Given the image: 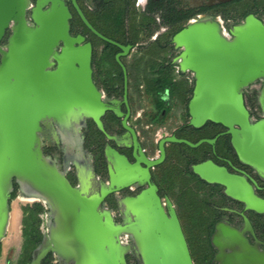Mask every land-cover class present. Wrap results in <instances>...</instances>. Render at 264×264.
Masks as SVG:
<instances>
[{
  "label": "water",
  "instance_id": "1",
  "mask_svg": "<svg viewBox=\"0 0 264 264\" xmlns=\"http://www.w3.org/2000/svg\"><path fill=\"white\" fill-rule=\"evenodd\" d=\"M29 5L30 0H0V41L9 30L0 44V238L14 179L19 194L31 199L27 202H43L46 220L52 222V227L46 225L48 238L44 233L28 264H39L48 251L64 264H126L124 255L132 247L141 264H193L174 208L167 200L164 210L156 186L149 183V173L139 162L147 168L160 163L165 142L196 146L214 139L191 143L168 136L159 142L157 160L136 157L133 164L108 150L113 168L110 184L98 183L88 155L79 149L64 154L61 164L55 156L45 155L47 133L74 147L69 141L84 117L91 116L100 125L98 115L107 107L90 78V44H80L81 35L69 34L67 6L62 0H37L28 21ZM43 6L47 7L42 10ZM79 15L91 28L80 11ZM201 16L189 19L172 37L174 47L180 49L174 63L194 77L188 124L198 127L211 121L227 127L240 160L264 177V119L252 123L243 99L244 89L261 80L257 100L264 112V22L249 14L226 35L219 19ZM37 147L52 161L57 175L39 163ZM70 166L75 168V185L66 177ZM192 170L206 182L224 186L226 194L246 209L264 212V198L254 194L242 176L210 160L192 165ZM134 182L148 186L116 201L121 220L115 222L102 201L114 186ZM128 229L133 237L125 243L127 251L120 236ZM211 240L220 250V264H264V250L223 224L216 226Z\"/></svg>",
  "mask_w": 264,
  "mask_h": 264
},
{
  "label": "flooded vegetation",
  "instance_id": "2",
  "mask_svg": "<svg viewBox=\"0 0 264 264\" xmlns=\"http://www.w3.org/2000/svg\"><path fill=\"white\" fill-rule=\"evenodd\" d=\"M37 0H30L29 8L25 12V18L31 20V12L32 8L35 7ZM63 3L67 6L70 17L68 19V31L70 36L75 37L81 35L84 39L80 44L89 43L91 46L90 51V78L92 84L96 88V90L100 91L101 98L100 100L104 101L107 109H104L99 115L98 120L100 125L96 122V120L89 116L84 117L83 123L79 125L78 132L76 135H71V139L69 141L70 144H73L74 147L70 145H66L63 141L59 140V145H54L53 148L49 151V153H44L45 155L55 156L58 162L61 164L62 156L64 154H71L76 152V149H79L85 155L89 157V164L93 170L95 177L98 180L99 184H110L111 183V173L113 172L112 165L108 161L107 151L113 150L119 155H122L126 158V160L133 164L136 160V157L143 158L146 161L152 162L157 160L160 157V148L159 142L161 139L174 135L177 137L178 133L180 137L179 139L187 140L191 143H197L202 139H214L212 143L208 142H200L196 146H190L184 143L187 147L186 150H182L177 146L176 152L180 155V157L185 158L186 162H188V167L192 170V165L204 162L206 160L212 161L214 164L218 166H222L226 168V170L238 176H242L245 181L251 186L254 194L259 197L264 198V177H261L253 167L249 164L244 163L240 160L239 155L237 154L236 149L232 144V135L228 132V128L223 125H209L206 127H202L199 129H190V126L186 127L181 123L176 128L172 129L170 132H167L166 129H159L156 131L154 136L155 138L150 141L148 138H144L140 131L137 129V126L133 123V107L131 103V88L128 85L130 82V78H128L127 67L130 65L125 61V59L132 57L135 53H140L139 55H143L144 48L149 49L151 47L150 43L147 45H143V43H133L131 44L128 41H112L105 37L102 33H100L97 29H95L91 23L89 22V17L84 13L85 9H89L93 13H98V11L102 10L106 5H109L112 8L113 2L118 0H62ZM120 1V9L122 11H128L129 6L131 5V0H119ZM135 2L136 5H141L142 9L139 10L138 16L146 15L149 19L155 20V15L162 13V7L157 8L156 4L159 0H133L132 3ZM180 1V0H178ZM108 2V3H107ZM112 2V3H111ZM236 0H190L188 6L181 5L178 10H183L185 12L192 11L195 16L207 15L214 18L221 19L228 29L242 22L243 19L249 15L247 14L240 21H229L225 22L220 13L212 12L216 7H226L235 4ZM163 5H165V10L168 12L173 6V0H163ZM180 3V2H179ZM86 4V6L84 5ZM153 5V9L149 8V5ZM109 6H107L109 8ZM47 6H43L42 10H44ZM138 10V9H137ZM79 11L86 18L88 23L91 25V28L87 27L90 31L91 35L94 37H99L102 40L109 41L113 45L116 46L117 50L114 53L115 58V66L114 69H110L108 62L105 60H95L94 56L97 53L91 41L86 39V37L78 32V30H74L73 28V18L81 19L79 15ZM126 11V12H127ZM251 14V13H250ZM262 22L263 19L258 17L256 14H253ZM191 19V18H190ZM82 20V19H81ZM229 20V18H227ZM188 22V21H187ZM186 22V23H187ZM155 22L150 23L151 27L155 26ZM167 30V28L165 29ZM9 31V30H7ZM77 31V32H72ZM144 32L143 35L149 34V29H142ZM168 32V31H166ZM160 33H155L152 36V33L148 35L150 42H153L157 39ZM8 34H6V37ZM6 39V38H5ZM5 42L1 43L2 45ZM160 58L156 59L155 55H146L149 57L147 60V65L141 64L139 66L140 77L151 78L154 76H158L164 72L166 75L170 72L173 73L174 80L179 81L181 84L185 83H193L194 86V77L192 72L190 71H180L179 67L174 63V58L179 54L180 49L175 48L173 42L169 45H166L163 48L159 49ZM173 52H175L174 55ZM105 47L102 46L98 54H105ZM134 53V54H133ZM137 54H135L137 56ZM138 55V56H139ZM153 59V60H151ZM154 63V64H153ZM174 63L173 71L171 72V66ZM151 64V65H150ZM153 64V65H152ZM170 66V67H169ZM54 68V67H52ZM263 82L259 79L254 80L252 83L248 85L247 88L243 91V99L245 107L249 113V117L252 123H256L260 120L264 119V112L260 105L258 104L257 96L259 91L262 89ZM139 89H144V82H142L139 86ZM143 93V91H142ZM169 88H165L160 92V97L162 100H169ZM150 110L152 113H157L156 119H163L166 114L167 105L165 104L164 108L160 110L156 106L155 103L150 104ZM168 111V110H167ZM189 121V117L187 122ZM182 127V130H180ZM194 127V126H193ZM146 128H150L147 126ZM197 128V127H196ZM208 130H206V129ZM234 129H238V126H234ZM206 131L210 136L206 135ZM191 137V138H190ZM193 139V141H190ZM178 143V142H176ZM204 143L209 145V149L206 150L204 148ZM172 142L164 143V158L160 163L155 165H151L148 168L146 167L143 161L139 162L141 168H146L149 173V183L156 186V193L161 200L162 206L164 210L167 212V205L165 202L168 200L171 206L175 210V205L171 201V199L164 194V190L160 189L155 183V176L158 173L159 166L166 161L167 153H169L170 146ZM101 147L102 156L104 160V171L103 174H97L95 169L96 166L94 164V152L95 148ZM55 150L59 152V155L56 154ZM193 161V162H192ZM194 173V172H193ZM199 179L206 182L202 178H200L196 173H194ZM66 177L72 185L76 184L75 177V168L70 166L66 172ZM208 185L207 192L216 193L221 198V203L219 205L214 204L211 205V209L208 211L203 210V226L205 228H209V245L211 247V255L208 264H220L217 256L220 254V250L211 242L212 236L215 232V228L218 224H223L231 229L236 230L242 237L247 241V243L251 246H254L260 251L264 250V212H256L251 209H246L244 203L241 201L229 196L225 192L224 186L217 183L206 182ZM16 184V186H14ZM148 182H134L128 185L118 187H113L111 193H109L102 201V206L106 209L110 210L111 215L113 211H116L114 215H112L113 220L115 222H120L121 214L120 211L116 207L114 208L111 205L112 201H117L124 197L135 196L143 189L147 188ZM19 190L18 183L12 179V190L9 192V196L7 198V203L9 204V199L13 190ZM20 195V194H19ZM101 206V205H100ZM48 210L46 208L43 209L42 215L44 217L42 223L39 225V231L41 233V239L44 233H46V214ZM176 213V211H175ZM41 215V216H42ZM177 216V214H176ZM9 218V217H8ZM178 218V216H177ZM179 220V219H178ZM45 222V223H44ZM180 223V221H179ZM7 224H9L7 220ZM6 224V227H7ZM181 226V225H180ZM6 230V228H5ZM4 230V231H5ZM5 233V232H4ZM2 238V237H1ZM0 238V240H1ZM40 242L36 245V247L40 244ZM35 247L31 250L30 260L25 263L28 264L31 261L32 252ZM224 252L226 250H223ZM1 252V246H0ZM22 252V241L19 248L20 256ZM227 252V251H226ZM127 254V253H126ZM126 254L124 255L125 263H126ZM44 263L48 264H64L60 262L56 255L51 251H48L41 259L39 264ZM127 264V263H126Z\"/></svg>",
  "mask_w": 264,
  "mask_h": 264
},
{
  "label": "trees",
  "instance_id": "3",
  "mask_svg": "<svg viewBox=\"0 0 264 264\" xmlns=\"http://www.w3.org/2000/svg\"><path fill=\"white\" fill-rule=\"evenodd\" d=\"M132 1L130 2V4H132ZM237 2L235 4L232 5H236L241 3L243 0H236ZM108 3V2H107ZM112 3V2H111ZM255 1H253L252 5H249L250 7L247 9H244V11H242L240 18H244L247 14H256V8H255ZM163 0H159V2L156 4L157 8H160L159 6L162 7V13L160 14V24L164 25L167 27V35L165 37V39H163L162 42L158 43V49L165 47L166 45H169L172 43V37L173 35L178 32L181 28L184 27V25L186 24V22L192 18L194 16V13L192 11L189 12H185L183 10H178L174 7V5L171 7V9L167 12L165 10V5H163ZM109 5H106L104 8H102L101 12V16L104 18V22H112L114 24V27L119 28L121 27V25L123 24V19L125 17L126 11H122V8L117 9L116 7H114V5H112V8L109 6V8L107 7ZM230 6V5H229ZM229 6L226 7H216L214 8V11H218L222 17L224 19H227L229 17V13L227 11V8ZM243 7L246 6V4L242 5ZM150 9H153V5L150 4L149 5ZM232 10L235 11V7L232 6ZM79 23L85 28L87 29V27L84 25V23L82 22L81 19L77 18ZM89 19V22L91 23V25L97 29L100 33H102L105 37H107L108 39L112 40V41H128L131 44L135 43L136 39L140 38L139 34L140 32H142L141 30L146 28L149 29V34L150 35L156 28V24L154 27L150 26V23L155 22L154 19H149L146 15H137V20L135 21V25L136 28L133 29L132 31H120V33L117 35H115L117 32L119 31H113L112 34L107 33V32H103V30L97 28L93 21ZM88 30V29H87ZM88 32H90L88 30ZM6 34H8V31H6L5 36L3 37V39L0 41V44L5 42V38H6ZM96 39H98L103 46L105 47V54H98L94 56L95 60H105L106 62H108L109 68L110 69H114L115 66V58H114V53L117 50L116 46L113 45L111 42L109 41H105L100 39L99 37H95ZM156 51L155 48H152V46L147 50V53H145V56H140L137 57L139 59L134 60V63L129 65L127 67V72H128V78L133 77V75L137 77L140 76V71H139V66L142 64L147 65L148 63V59L149 57H147L146 55H155L154 52ZM152 55V56H153ZM98 56V57H97ZM153 60V59H151ZM154 64V63H153ZM152 64V65H153ZM151 65V64H150ZM170 67V66H169ZM174 68V63L172 64L171 68V72L173 71ZM174 74L170 72L167 73L166 75L163 73H161L158 76H154L151 78H146V77H139L138 79L141 80L140 82L138 81V83L135 82H129V86L131 88V90H135L136 91H143V94H146L148 97H150L152 99V102L156 104V106L158 107V109L160 110L161 108L165 107V104L167 105V110L169 109V107L173 104V103H182V108H183V112H184V116H185V122L183 123L184 126L188 127L190 126V129H199L202 127H193L191 125L188 124L187 120H188V102L189 99L191 97L192 94V90H193V83H185L184 85L181 84L179 81L174 80ZM141 82H144V89H139V85L141 84ZM169 88V100H162L160 97V92L163 91L165 88ZM176 97V98H175ZM175 98V100H174ZM166 110V112H167ZM157 116V113H155ZM209 125H213V126H217V125H221L219 123H215V122H211V121H206L202 126L206 127ZM207 128V127H206ZM205 128V129H206ZM180 130H182V127H180ZM208 130V129H206ZM181 133H178L177 137H180ZM212 134V133H211ZM211 134H208V131H206V135L210 136ZM191 138V137H190ZM190 141H193V139H190ZM172 145L177 147L179 146V148L184 147L186 148L187 146L184 143H176V142H172ZM205 146L209 145L207 143H204V148ZM188 148V147H187ZM182 149V148H181ZM94 152V164L96 166V173L102 175L103 171H104V160H103V156H102V150L101 147L95 148ZM44 153H46V151H44ZM167 159L165 162H163L159 168H158V173L155 176V183L156 185L164 190V194L168 196V190L166 188V185H171L172 181H177L179 183H181L182 185L184 184V177H186V175H190L192 176L196 183L201 185V186H206L208 185L206 182L202 181L201 179H199L188 167V162L187 165L185 166V169L183 171V175L180 176L179 174H177V162L172 159L170 161V150L169 153H167ZM177 156L179 155L176 152ZM173 162V163H172ZM193 162V161H192ZM16 186V184L14 185ZM183 194H186V201L189 203L188 205L191 206V211L189 213H187L186 211L184 213L180 212L181 210L178 209V205L175 206V211L176 214L178 216V219L180 221V225H181V229L182 227L185 228V225H189L191 230V235L190 237L193 235L196 238V241H194V245L193 242L191 241V239L189 238V235L186 232V236L184 234L189 252H190V256L192 258L193 261V253L195 251V249L197 251H201L202 249H204L205 246V242L202 239H199L198 234H194L193 230L195 229V226L200 225L203 226V210H205V206L207 207V205L209 206V204L207 203L206 200L202 199L201 196H199V194L194 193L193 190L186 188L185 187V192H183ZM13 195V194H12ZM169 197V196H168ZM171 198V197H170ZM111 205L115 208L116 207V202L112 201ZM183 210V209H182ZM42 211V206L40 203H33L32 205H26L22 207V219H21V224H22V252L19 256V264H25L30 260V256H31V250L36 247V245L40 242L41 239V233L39 231V223H40V218L38 216V214ZM186 218V219H185ZM204 227V226H203ZM194 228V229H193ZM200 230V229H199ZM207 244H208V240H207ZM194 247V248H193ZM204 255V254H203ZM206 256V255H205ZM203 257V256H202ZM205 259L202 258V262H204ZM45 261H42V264H48L47 262L44 263ZM126 263L129 264L128 259L126 258ZM194 264V263H193ZM204 264V263H202Z\"/></svg>",
  "mask_w": 264,
  "mask_h": 264
},
{
  "label": "rangeland",
  "instance_id": "4",
  "mask_svg": "<svg viewBox=\"0 0 264 264\" xmlns=\"http://www.w3.org/2000/svg\"><path fill=\"white\" fill-rule=\"evenodd\" d=\"M106 1H109V0H106ZM253 1L256 2L255 3L256 15L264 20V0H243L239 4L231 5L227 8V11L229 10L228 11L229 20L224 19V18L223 20L225 22H229L231 20L240 21L241 20L240 15L242 11H244V9L249 8L250 7L249 5H252ZM135 2L136 1H134L129 6L128 11L126 12L125 17L123 19V24L119 28L114 27V24L110 21L104 22V18L101 16L102 13H100L101 10L98 11V13H93L87 8L84 10V13L93 21L94 25L97 28L103 30V32H107L110 34H112L113 31H119L115 34L118 36L120 31H130V30L132 31L133 29L136 28L135 21L137 20L138 12L139 10L142 9V6L140 4L136 5ZM189 3H190V0H180V1L173 0V5L175 8H179L181 5H183L184 7L188 6ZM243 4H246V6L243 7L242 6ZM84 5L86 6V4ZM113 5L117 9L121 7L119 0L114 1ZM232 6L236 8L235 11L232 10L233 9ZM212 12L219 13L218 11L217 12L212 11ZM194 18H197V16H195ZM72 23H73L74 30H78V32L83 34L86 37V39L91 41V43L93 44L97 52L96 55H98V52L100 51V48L103 46V44L98 39H96L93 35H91V33L88 32V30L85 29L79 23L76 17L73 18ZM155 23H156V28L152 32V36H154L155 33H160L157 39L153 42H150L149 41L150 38L148 37V35L147 36L143 35L144 32H140L139 34L140 38L136 39L135 43H143V45H147L148 43H150L152 48L156 49V51L154 52L155 58L159 59L160 51L158 49V45H159L158 43L162 42L163 39H165L167 35V32H166L167 30L165 29L167 27L160 24V17H158V14L155 15ZM72 32H77V31H72ZM144 49L145 50L142 51L143 56H145V53H147V50H148L147 48H144ZM135 54L132 57L125 59V61H128L127 63L131 65L134 63V60L139 59L137 57L142 56V54L139 55L140 53H138L137 56ZM174 54L175 52H173L172 55ZM139 77L136 76L135 78V76L133 75V77H131L130 80L131 82L138 83V81L139 82L141 81L138 79ZM131 103L133 107V112H132V116L134 118L133 123L137 126V129L140 131V134L144 138H148V140L150 141H152L155 138L154 134L156 131L158 132L159 129L161 130L166 129L167 132H170L172 129L176 128L178 125L185 122V116H184V112L182 108V103L181 104L173 103L169 107L163 119H156L157 118L156 114L152 113V111L150 110V104L153 103L152 99L148 97L146 94H143L141 91L135 92V90H131ZM147 126H149L150 128H146ZM43 143H44L42 147L43 152L46 151V153H49V151L53 148L54 145H57V144L59 145V138L57 136L52 137L49 133H47L45 138L43 139ZM181 148L182 150H186L184 147H181ZM176 149L177 147L173 145L170 146L171 154H170L169 159L170 161L174 159L177 162V166H176L177 174L182 176L183 175L182 173L185 169V166L187 165V162L185 158L180 157V155L177 156ZM205 149L208 150L209 147L205 146ZM55 152L57 155H59L58 150L57 151L55 150ZM185 187L189 188L190 190L192 189L194 193L199 194V196H201L202 199L207 201L209 206L208 205L207 207L205 206L204 208L205 211H208L209 209H211V205H214V204L219 205L222 202L219 195H217L216 193H210L206 191L208 189V186H201L200 184L198 186V184L196 183L195 179L192 176L186 175V177H184L183 185L177 181H174V182L172 181L171 185L169 184L166 185L169 198L171 197L170 199L175 206L178 205V209L181 210L180 212L182 213H184L185 211L189 213L191 211V206H189L188 205L189 203L186 201V194H183V192H185ZM19 198H20L19 191L14 189L9 199V204H8V210H9L8 215L9 216L8 217H10L14 206H16V211L18 212V215H17L18 224L16 225L15 230H12L10 225L7 224L6 230L4 231L5 233L0 240V246H1L0 264H19L18 254H19L20 244L22 241V224H21L22 207L26 205H32L33 203H40L42 206V211L38 214L40 218L39 225L42 223L44 219L42 215L43 209L45 208L43 205V202L41 201L21 202ZM115 213L116 211H113L112 215H114ZM8 222H9V218H8ZM184 227L185 228L182 227V229L184 231L185 236L187 232V234L189 235V238L191 239L194 245L195 244L194 241H196V238L193 235L190 237L192 229L190 228L189 225H185ZM209 231H210L209 228H205L200 225L195 226V229L193 230V233L198 234L199 239H202L205 242V246H204V249H202V252L201 251L199 252L195 249L193 253L194 254L193 255L194 264H202V263L208 264L209 262L210 255H211L210 254L211 247L209 245V240H208ZM120 240L123 243H127V244L131 243L130 239L126 235L120 236ZM207 240H208V244H207ZM126 258L128 259L129 264H141L139 256L135 253L133 247L131 248L130 252L126 254ZM202 258L205 259L204 262H202Z\"/></svg>",
  "mask_w": 264,
  "mask_h": 264
},
{
  "label": "bare ground",
  "instance_id": "5",
  "mask_svg": "<svg viewBox=\"0 0 264 264\" xmlns=\"http://www.w3.org/2000/svg\"><path fill=\"white\" fill-rule=\"evenodd\" d=\"M204 16H207V15H202L201 17L202 18H208V17H204ZM38 142L41 143V136H38ZM36 150H37V159H38L39 163L43 166V168H45L49 174L57 175V173L55 171V168L52 165V161L49 158H47L45 155H41L39 153L38 147H37ZM19 200L21 202H27V201H30L31 199L23 196L22 194H20ZM17 215H18V212L16 211V206H14L12 214L9 217V225H10L12 230H15L16 229V225L18 224L17 223L18 222V216ZM46 224H49L50 226L49 225L48 226L52 227V222H51V220L49 218H47ZM122 235H126L129 238L133 237L132 232L129 229L124 231L122 233ZM45 238L46 239L48 238V231H46V233H45ZM122 244H123L124 249L128 251L129 245H127V244H125L123 242H122Z\"/></svg>",
  "mask_w": 264,
  "mask_h": 264
},
{
  "label": "built area",
  "instance_id": "6",
  "mask_svg": "<svg viewBox=\"0 0 264 264\" xmlns=\"http://www.w3.org/2000/svg\"><path fill=\"white\" fill-rule=\"evenodd\" d=\"M217 19H219V18H217ZM28 21H31V20H28ZM219 21L221 22V29H222V31L224 32V34L228 35L227 32H228L229 29L226 27L225 23L221 19H219ZM8 34H9V31H8Z\"/></svg>",
  "mask_w": 264,
  "mask_h": 264
},
{
  "label": "crops",
  "instance_id": "7",
  "mask_svg": "<svg viewBox=\"0 0 264 264\" xmlns=\"http://www.w3.org/2000/svg\"><path fill=\"white\" fill-rule=\"evenodd\" d=\"M176 98V97H175ZM175 98H174V100H175Z\"/></svg>",
  "mask_w": 264,
  "mask_h": 264
}]
</instances>
